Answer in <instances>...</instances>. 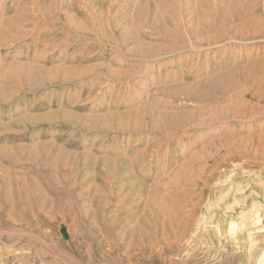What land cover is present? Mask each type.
Here are the masks:
<instances>
[{
	"label": "rangeland",
	"instance_id": "obj_1",
	"mask_svg": "<svg viewBox=\"0 0 264 264\" xmlns=\"http://www.w3.org/2000/svg\"><path fill=\"white\" fill-rule=\"evenodd\" d=\"M0 264H264V0H0Z\"/></svg>",
	"mask_w": 264,
	"mask_h": 264
},
{
	"label": "bare ground",
	"instance_id": "obj_2",
	"mask_svg": "<svg viewBox=\"0 0 264 264\" xmlns=\"http://www.w3.org/2000/svg\"><path fill=\"white\" fill-rule=\"evenodd\" d=\"M209 43V42H208Z\"/></svg>",
	"mask_w": 264,
	"mask_h": 264
}]
</instances>
